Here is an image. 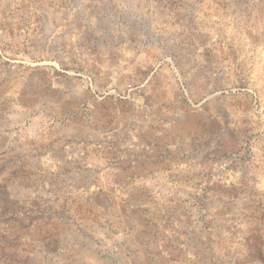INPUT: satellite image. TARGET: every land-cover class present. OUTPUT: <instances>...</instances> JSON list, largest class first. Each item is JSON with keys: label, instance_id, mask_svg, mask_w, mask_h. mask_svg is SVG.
<instances>
[{"label": "rangeland", "instance_id": "1", "mask_svg": "<svg viewBox=\"0 0 264 264\" xmlns=\"http://www.w3.org/2000/svg\"><path fill=\"white\" fill-rule=\"evenodd\" d=\"M0 264H264V0H0Z\"/></svg>", "mask_w": 264, "mask_h": 264}]
</instances>
